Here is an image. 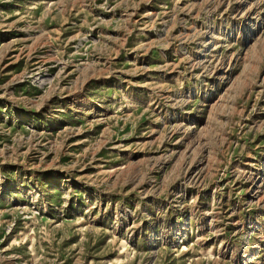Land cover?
Instances as JSON below:
<instances>
[{
	"label": "rangeland",
	"instance_id": "obj_1",
	"mask_svg": "<svg viewBox=\"0 0 264 264\" xmlns=\"http://www.w3.org/2000/svg\"><path fill=\"white\" fill-rule=\"evenodd\" d=\"M0 264H264V0H0Z\"/></svg>",
	"mask_w": 264,
	"mask_h": 264
}]
</instances>
